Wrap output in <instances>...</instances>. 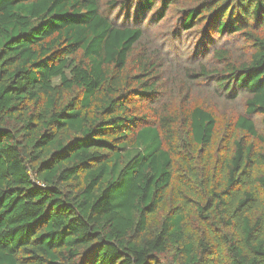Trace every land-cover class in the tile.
<instances>
[{
	"label": "trees",
	"instance_id": "1",
	"mask_svg": "<svg viewBox=\"0 0 264 264\" xmlns=\"http://www.w3.org/2000/svg\"><path fill=\"white\" fill-rule=\"evenodd\" d=\"M0 264H264V0H0Z\"/></svg>",
	"mask_w": 264,
	"mask_h": 264
},
{
	"label": "rangeland",
	"instance_id": "2",
	"mask_svg": "<svg viewBox=\"0 0 264 264\" xmlns=\"http://www.w3.org/2000/svg\"><path fill=\"white\" fill-rule=\"evenodd\" d=\"M220 108H219V110H218V112L219 111H223V112H221V116L224 118L225 116L227 117V113L230 111V108H227L226 110L225 109H222L221 108V106H219Z\"/></svg>",
	"mask_w": 264,
	"mask_h": 264
}]
</instances>
